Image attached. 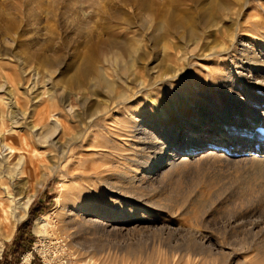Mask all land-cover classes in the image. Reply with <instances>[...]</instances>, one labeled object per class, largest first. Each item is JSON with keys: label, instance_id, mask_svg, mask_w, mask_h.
Returning <instances> with one entry per match:
<instances>
[{"label": "rangeland", "instance_id": "1", "mask_svg": "<svg viewBox=\"0 0 264 264\" xmlns=\"http://www.w3.org/2000/svg\"><path fill=\"white\" fill-rule=\"evenodd\" d=\"M122 48L136 56L133 99L109 116L114 128L113 120L128 123L118 146L109 144L121 154L75 149L70 175L57 168L55 149L44 151L25 130L46 157L0 264H26L28 254L30 264H264V0H0V127L10 128L13 106L26 112L56 90L53 115L82 131L108 97L80 87L77 73L93 52ZM118 57L107 63L109 80L131 62ZM203 131L204 153L173 156L154 172L163 153L200 150ZM48 214L58 238L42 242L34 225Z\"/></svg>", "mask_w": 264, "mask_h": 264}, {"label": "bare ground", "instance_id": "2", "mask_svg": "<svg viewBox=\"0 0 264 264\" xmlns=\"http://www.w3.org/2000/svg\"><path fill=\"white\" fill-rule=\"evenodd\" d=\"M163 29H164V27H162V26H157V27L153 28L155 34L162 31ZM237 35H239V33ZM240 35H242V34H240ZM238 38H239L238 36L233 35L231 42H233L235 45L236 41H238ZM195 45H197V44H195ZM231 46H232V44H231ZM223 47H225V46H223ZM121 52H122L121 54L128 55V57L131 58V60H130L131 62L129 63L128 66L122 65L123 68L121 66L122 69H121L120 74L119 73H116V74L110 73L112 76H113V74H114V76L117 75V77H114V79L110 78L111 80H109L108 79L109 77H107V75H106V74H108V73H106L107 63L111 60H114V59L116 62H118V58H119L118 56L121 55L120 53L114 52L113 50H104L101 52H98V51L93 52V55L90 56V58H88L86 60L85 66L83 68L79 69V71L77 73L78 84L80 85V87H83L84 85H87V83H88V87H89V89L93 95H100V93L102 94V92H104L107 95L105 97H108V99H109V100L107 99V101H103L102 103L97 105L96 108H93L92 110L89 111L88 117H87V119H85L86 122L82 126V131H80V132L77 131L78 132L77 134L72 133L71 128H70L69 124H67L66 121L57 120L55 118V115H53L54 114L53 112H54L55 108L57 107V104H60V103L55 102V99L57 97L56 96V90L50 92V94H49L50 100L47 102L44 100L43 97H36V98L32 99L26 112L23 111V113H19L18 112V104H17V106H13L12 108L13 109L15 108L17 110H15L14 114L11 115L10 120H8V121H10V126H9L10 128H8L7 126L6 127H0V259L3 255V252H4L5 242H6V240H9L8 239L9 235L16 228V225L21 223L22 221H24L28 215V209H29V207L33 201L34 196H35L32 193V183L34 182L33 180L35 179V177L39 171L41 163L44 162V158L46 157V154H45L46 152L40 153V151L34 150L33 149L34 147H31L30 138H29L28 134L25 132V130H29L31 132L32 139L35 140L36 143L37 142L40 143V145H41L42 149H44V151H47V149H46L47 147H50V149L51 148L55 149V150H52V152L53 151L57 152L56 153L57 154L56 160H57V164H58L57 168H59L60 171L67 170V172L68 171L71 172L70 160L72 157L75 156V155H73V154H75V151H76L75 149L80 148L81 150H85V151H89V152L91 151V153L92 152L95 153V151H97V149L101 150V148H103V147H108L110 143L117 142L118 139L121 138V137L119 138L118 136H122L123 133L125 134V130H126L125 128H127L126 126L128 123H126L124 121V123L121 124L122 122L119 121V123H117L116 121L113 120L112 122L116 126L114 128L112 126L111 122L109 121V116H110V113L112 111H121V110L125 111V109H126L125 107L128 106L127 103H130L131 99H133L132 95H131L132 98H130V95H129L130 86L128 85L127 81H129L128 79L130 76L131 77L135 76V73L133 71V67H134L133 62H134L136 54H135V52H129L128 49H124V48L121 49ZM209 53H211V52H209ZM213 55H214V53H213ZM210 56H211V54H210ZM184 59H187V57L180 58L179 60L184 61ZM253 62H255V61H253ZM182 64H184V63H182ZM44 66L47 67V69H49V68H53L55 65H54V62H50V63H44ZM108 66H110V65H108ZM181 66H183V65H181ZM181 66H180V68H181ZM112 68H114V67H112ZM0 69L1 70L4 69V64H2V63L0 64ZM119 69H120V67H119ZM44 70H45V68H44ZM48 71H46V72H48ZM110 71H111V69H110ZM50 79H51V77H50ZM133 79L132 80L134 82L135 88H137V89H138V87L140 88L139 85H142V84L138 82L137 78H133ZM152 82H153V80H152ZM154 82H155V80H154ZM145 83H146V81H145ZM147 84L150 85L151 82H150V84L149 83H147ZM170 84H171V82H170ZM117 87H121V89L118 90ZM145 87H146V85H145ZM141 89L142 88L139 89L140 92H141ZM83 90L85 91V89H83ZM146 91H147V89H146ZM148 92H150V91H148ZM130 93L132 94V92H130ZM137 94H138V92H137ZM104 100H106V99H104ZM64 101L61 100L62 105L64 104L63 103ZM58 102H60V101L58 100ZM147 107H149V106H147ZM155 107H156V105H155ZM152 109H154V108H152ZM68 111H69V109H68ZM56 115L58 116V114H56ZM1 122L2 121H0V124H1ZM96 129L98 131L100 130L103 133H105L106 135L107 134L108 135L106 136L103 133H102L103 135H99L95 132ZM129 129H131V128H128L127 130H129ZM200 134H201V136L196 141L198 144L202 145L200 147V150L198 149V151L195 150L192 152L190 149L189 150L185 149L183 151V150H179L176 148L177 149L176 153H169V154L163 153L160 162L155 165L154 169L152 168L154 170V172L157 173V171H159L160 169L165 167L167 164L172 163L173 161L171 162V160H172L173 156L180 160L183 157L195 156V155H199L200 153H204V151H205L204 147L209 145V144H207L206 142H204L201 139H204L205 135L207 136L210 134L206 133L205 131L201 132ZM102 140H104V141H102ZM121 140H123V139H121ZM49 142H50V144H49ZM114 144H117V143H114ZM120 144H122V143H120ZM104 145H106V146H104ZM117 146H118V144H117ZM191 146H192V144H191ZM112 147H110V150ZM113 148H114V150L116 149L117 151L120 150L119 155L121 154L122 149H119L116 147H113ZM114 150H113V152H114ZM244 150H246V148ZM252 150L254 152H258L262 149H260L258 146H256V148L255 149L253 148ZM263 152H264V148H263ZM98 154H100V153H98ZM107 154H106V157H107ZM122 154H123V151H122ZM235 154L240 155L241 153L235 152ZM109 155H110V153H109ZM100 156L102 157V154ZM121 156H123V155H121ZM257 157H258V155H257ZM88 158H91V157H88ZM137 158H141V157L139 156ZM156 158H157V156H156ZM263 158H264V156H263ZM122 159L120 160V162L124 161V160L122 161ZM162 159H166V161H164L165 163L162 162ZM126 161H129V160H126ZM136 162H139V161H136ZM93 164L91 167L94 166ZM143 164H145V163H143ZM171 165H170V167H171ZM112 167L113 166H111V168ZM61 168H62V170H61ZM93 169H94L93 174L95 176L97 175L100 177V176H102L101 174H103L105 172L104 171L101 173L100 172L101 169L100 170L98 169L99 171L97 170V168H93ZM113 170L114 169H112V171ZM117 170H118V168H117ZM69 172H68V174H70ZM72 172H73V170H72ZM114 172L117 173L116 171H114ZM119 173L117 174V176H119L118 178L116 176H114L115 179L117 178L120 180V178H122V174H119ZM86 174H89V172H86L84 175H86ZM90 174H92V172ZM112 176H113V174H112ZM127 179L130 180L129 182H131L133 180L132 177H128ZM133 182H134V180H133ZM121 183H119V184H121ZM119 186H121V185H119ZM58 202H59V200H58ZM51 214H48L46 216L41 217L40 219H38L36 221V223L34 225L35 235L39 236L42 239V242H46L48 240L52 241V240H56L58 238V236H56V234H55L56 229H54L55 224L52 221ZM97 216L99 218L108 219V217H106L105 215H102V214H99ZM82 220H84L86 223L96 221V220L95 221L86 220L84 218ZM74 221L76 222L77 220L74 219ZM96 222L99 223V221H96ZM66 239H67L66 241L68 243H75L73 238L70 236H67ZM40 245L41 244H39V247H40L39 250L42 251L43 250L42 245L41 246ZM30 256H31V254H28L25 257L24 262L26 264H30V261H31ZM106 260H107V258L105 260H103V262ZM159 260H160V258H159ZM164 263H166V262H164ZM105 264H107V263H105ZM155 264H156V262H155ZM172 264H173V262H172ZM174 264H177V263H174Z\"/></svg>", "mask_w": 264, "mask_h": 264}, {"label": "trees", "instance_id": "3", "mask_svg": "<svg viewBox=\"0 0 264 264\" xmlns=\"http://www.w3.org/2000/svg\"><path fill=\"white\" fill-rule=\"evenodd\" d=\"M20 231V229H19ZM25 249V248H24ZM26 250H30V247L29 248H26ZM36 260V259H35ZM35 260L32 262V264H35Z\"/></svg>", "mask_w": 264, "mask_h": 264}, {"label": "crops", "instance_id": "4", "mask_svg": "<svg viewBox=\"0 0 264 264\" xmlns=\"http://www.w3.org/2000/svg\"><path fill=\"white\" fill-rule=\"evenodd\" d=\"M16 244V243H15ZM18 251H20L19 249H17ZM21 252V251H20ZM18 264V263H17ZM35 264H40L39 262L38 263H35Z\"/></svg>", "mask_w": 264, "mask_h": 264}]
</instances>
